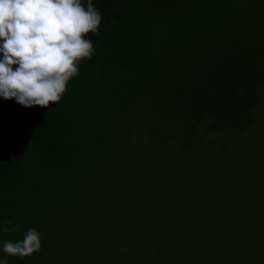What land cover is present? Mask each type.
Instances as JSON below:
<instances>
[{
	"label": "trees",
	"instance_id": "trees-1",
	"mask_svg": "<svg viewBox=\"0 0 264 264\" xmlns=\"http://www.w3.org/2000/svg\"><path fill=\"white\" fill-rule=\"evenodd\" d=\"M93 5L103 16L99 32L85 37L95 52L58 104L26 107L0 97V230L17 215L11 200L23 194L35 203L30 187L59 172L48 163L74 156L78 170L70 174L94 186L98 172L101 187L115 177L118 201L122 188L158 190L159 264H264V238L253 232L264 218V189L253 191L250 175L228 161L247 159L244 136L262 128L264 0ZM150 104L158 105V123ZM156 173L153 192L135 181ZM197 239L206 253L198 262L190 251Z\"/></svg>",
	"mask_w": 264,
	"mask_h": 264
},
{
	"label": "rangeland",
	"instance_id": "rangeland-1",
	"mask_svg": "<svg viewBox=\"0 0 264 264\" xmlns=\"http://www.w3.org/2000/svg\"><path fill=\"white\" fill-rule=\"evenodd\" d=\"M150 108L155 110L152 113L157 114L155 120L158 123V105L150 104ZM256 123L262 128H252L244 136L248 141L247 159L244 160L246 165L238 164L244 161H236L237 155L228 158L230 165L234 160L235 171L250 175L251 184L255 185L253 191L260 190L259 187L264 189V115ZM117 140L119 142L120 138ZM242 142H245L243 138ZM140 143H146L145 139ZM130 145L133 146L132 140ZM82 151L83 147L80 146L78 153ZM70 157L61 161L62 164L48 163L53 172L54 169L59 172L50 175L52 181L35 188L30 187L37 198L35 203L26 201L20 196L23 194L11 200L18 205V210L17 213L15 211L16 216L6 217L1 222L0 260L7 259L8 264H109L114 258L118 264H159L158 254H155L157 249H154V236L158 235L159 226L158 190L154 193L134 191L130 194L132 189L122 188L118 201L113 193L117 182L115 177L113 179L110 176L105 183L107 186L101 187L100 174L97 172L92 174L95 184L90 186V177L70 174V170H78V161H75L74 156ZM198 176H201V170H198ZM148 179L152 181L149 183ZM135 181L140 185L145 181L151 192L158 188L157 173L156 176H140ZM262 211L259 210L258 214H262ZM4 226L10 229L15 227L16 230L5 232ZM29 228L38 231L42 242L40 250L26 257L3 253L5 241L22 239ZM253 232L259 235L258 238H264V218L254 227ZM195 242L196 246H191L190 251L197 262L203 261V257L197 258V255L206 254L202 241L197 239ZM73 250L77 255L71 260Z\"/></svg>",
	"mask_w": 264,
	"mask_h": 264
},
{
	"label": "clouds",
	"instance_id": "clouds-1",
	"mask_svg": "<svg viewBox=\"0 0 264 264\" xmlns=\"http://www.w3.org/2000/svg\"><path fill=\"white\" fill-rule=\"evenodd\" d=\"M102 13L87 0H0V97L26 107L58 104L69 81L79 76L82 60L95 47ZM15 231L4 226L3 231ZM42 246L38 231L5 241L3 253L26 257ZM0 264H8L7 259Z\"/></svg>",
	"mask_w": 264,
	"mask_h": 264
}]
</instances>
